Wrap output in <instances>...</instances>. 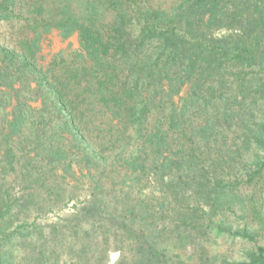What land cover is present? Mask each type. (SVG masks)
Listing matches in <instances>:
<instances>
[{
	"label": "trees",
	"instance_id": "obj_1",
	"mask_svg": "<svg viewBox=\"0 0 264 264\" xmlns=\"http://www.w3.org/2000/svg\"><path fill=\"white\" fill-rule=\"evenodd\" d=\"M1 24L12 37L0 39V264L22 251L61 264L66 239L85 235L129 242L130 264H188L174 250L192 230L256 241L229 215L262 218L264 0H0ZM54 29L80 49L44 68ZM75 165L91 182L86 205L14 227L62 203L57 171L79 180ZM161 226L175 227L174 242ZM241 264H264V245Z\"/></svg>",
	"mask_w": 264,
	"mask_h": 264
},
{
	"label": "rangeland",
	"instance_id": "obj_2",
	"mask_svg": "<svg viewBox=\"0 0 264 264\" xmlns=\"http://www.w3.org/2000/svg\"><path fill=\"white\" fill-rule=\"evenodd\" d=\"M152 1L156 5L167 7L177 0ZM11 34L12 30H10L9 26L4 24L0 25V39H2V41L9 42L12 37ZM78 49H80V44L77 34H74L69 39H64L61 36L60 31L54 29L42 40V51L39 55L38 62L42 67L47 68L50 66L52 59L57 53L63 52V55L67 56V54L75 52ZM33 105L40 106L41 103L39 101H33ZM237 142L236 139L232 138L229 140L228 145L235 149L237 147ZM58 171L54 182L62 184V203H58V205L49 212H45L47 211V207H44L41 211L38 209H32L29 211L28 215H26V213H21L18 215L20 219L15 221L14 227L20 224L24 218H27L29 222H32L35 219L38 224L43 225H49L52 222H60V220L80 211L79 208L86 205L87 200L90 198L91 182L83 177L79 165L74 166V171H76V176L80 178L79 180L74 179L72 175H67L66 180H61L62 178H60L61 176ZM112 174L115 175V172H109L108 175L112 177L114 176ZM258 188L260 192L258 191L255 200L260 205L259 209L262 218L257 219L250 214L243 215L239 211L235 214L229 215V220L233 222L234 225L245 226L248 224L253 229H257L259 234L256 241H243L228 236L214 237V235H207L206 233L201 234L203 231L192 230L182 249H175L174 252H179L188 264H241V262L246 261L249 249L257 245H264V183L259 184ZM240 189L244 195H248L252 190V185L244 180ZM107 191H111V187H107ZM13 192L18 195L22 193L20 186L16 183L14 184ZM71 197L74 198L72 199ZM171 216L166 215V220L171 221ZM159 228L164 242H174L175 234L178 233L175 227L171 228L169 226L165 228L161 226ZM69 230L71 229L69 228ZM45 232H47V230ZM89 233L90 236L97 237V231L94 229H90ZM89 240L90 238L85 235L83 242L82 240L79 241V243L74 241L76 247H71V243L73 242L68 238L66 239V245L62 248L60 247L55 256L61 257V264H130L131 246L129 245V242H122V249H120L121 247H117L116 241L112 238L108 239V235L100 237L94 245L90 244ZM81 243H84V246L81 245ZM122 259L123 261H121ZM16 264L34 263L33 261L29 262L26 259V252L22 251L17 252L16 254Z\"/></svg>",
	"mask_w": 264,
	"mask_h": 264
}]
</instances>
